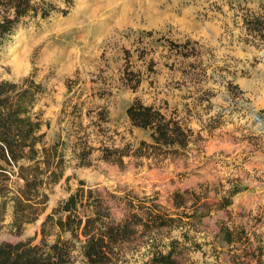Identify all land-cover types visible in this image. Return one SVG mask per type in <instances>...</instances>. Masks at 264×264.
I'll list each match as a JSON object with an SVG mask.
<instances>
[{"label":"rangeland","instance_id":"1","mask_svg":"<svg viewBox=\"0 0 264 264\" xmlns=\"http://www.w3.org/2000/svg\"><path fill=\"white\" fill-rule=\"evenodd\" d=\"M46 2L49 17L28 20L0 46V79L42 86L32 115L47 144L64 143L66 163L44 211L20 232L11 205L0 206V242L39 241L44 216L83 181L116 221L175 219L160 229L149 220L152 238L139 230L108 264H147L171 241L180 264H264V40L244 21L264 16V0ZM135 99L189 127L187 147L122 165L95 149L78 166L84 140L97 148L146 138L125 114ZM74 257L86 264L79 249Z\"/></svg>","mask_w":264,"mask_h":264},{"label":"trees","instance_id":"2","mask_svg":"<svg viewBox=\"0 0 264 264\" xmlns=\"http://www.w3.org/2000/svg\"><path fill=\"white\" fill-rule=\"evenodd\" d=\"M51 12V4L46 0H0V46L28 20L45 19ZM244 21L256 38L264 40L263 15ZM42 90L30 78L21 83L0 79V206L4 209L8 203L11 205V226L17 232L44 211L48 191L62 178L66 163L64 143L57 140L47 144L45 133L39 132V117L32 115ZM125 114L130 127L144 131L146 138L117 145L103 142L97 148L84 140L78 166L90 165L89 155L95 149L102 160L118 165L123 164L124 157L160 161L181 154L192 136V130L181 120L139 99L128 104ZM152 218L149 220L157 229L171 226L175 220L159 213L152 214ZM149 220L138 213L114 220L102 194L97 189L85 188L80 181L44 216L39 241L28 238L0 242V264H75V249L81 251L86 264L116 263L123 256L125 244L139 230L152 238L157 230H152ZM136 226L141 229H135ZM223 233L228 243L234 240L230 232ZM51 236L54 238L49 240ZM167 245L166 251L153 249L147 264H180L175 253L177 242Z\"/></svg>","mask_w":264,"mask_h":264}]
</instances>
